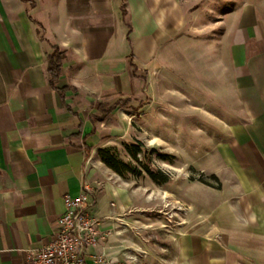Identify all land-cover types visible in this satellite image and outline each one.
<instances>
[{
    "label": "crops",
    "instance_id": "0c3cea01",
    "mask_svg": "<svg viewBox=\"0 0 264 264\" xmlns=\"http://www.w3.org/2000/svg\"><path fill=\"white\" fill-rule=\"evenodd\" d=\"M227 4L0 0V264H24L28 250L45 245L66 210L64 196L77 197L84 183L102 220L87 264L96 256L129 264L118 244L121 189L99 190L88 161L97 166L100 149L131 135L136 111L143 122L152 116L181 52L202 54L204 85L236 120L224 124L232 137L211 169L221 187L204 198L202 221L195 223L188 194L193 208L182 233L145 244L134 264H264V0H235L229 12ZM211 11L223 26L218 39ZM199 21L201 46L195 36L184 46ZM54 47L64 57L52 84Z\"/></svg>",
    "mask_w": 264,
    "mask_h": 264
},
{
    "label": "rangeland",
    "instance_id": "374dc122",
    "mask_svg": "<svg viewBox=\"0 0 264 264\" xmlns=\"http://www.w3.org/2000/svg\"><path fill=\"white\" fill-rule=\"evenodd\" d=\"M226 1L229 12L235 0ZM210 13L212 37H217L223 26L219 27L214 21L217 16L213 11ZM202 34L199 21L194 28H188L191 38L182 44L195 45L192 40L195 36L200 40L196 45L201 46ZM166 73L167 86L158 93L152 116L143 122L144 118L136 111L131 135L106 147L130 168L118 173L102 161L99 153L97 166L88 161V172L93 171L98 177L99 190L107 183L121 189L119 204L124 208L118 217L122 231L118 244L122 248L121 256L129 264L138 263L146 255L145 244H165L170 235L182 233L193 208L187 203L188 194L195 197L192 209H195V223L202 221L204 198L211 199V192L221 187L217 172L211 169L217 167L220 143L232 137L231 129H225L224 124L236 120L227 118L224 103L204 85L201 53H179L178 69H168ZM233 156L229 152L227 158ZM234 170L230 173L226 170L224 175L232 176ZM151 173L157 177H151ZM161 173L166 177L165 182L159 176Z\"/></svg>",
    "mask_w": 264,
    "mask_h": 264
},
{
    "label": "built area",
    "instance_id": "2783aa9c",
    "mask_svg": "<svg viewBox=\"0 0 264 264\" xmlns=\"http://www.w3.org/2000/svg\"><path fill=\"white\" fill-rule=\"evenodd\" d=\"M94 195L86 183L77 197L65 195L66 210L59 216L50 240L39 249L28 250L24 264H87V249L102 238V220L91 212ZM104 263L102 256L95 257V264Z\"/></svg>",
    "mask_w": 264,
    "mask_h": 264
},
{
    "label": "trees",
    "instance_id": "16d2710c",
    "mask_svg": "<svg viewBox=\"0 0 264 264\" xmlns=\"http://www.w3.org/2000/svg\"><path fill=\"white\" fill-rule=\"evenodd\" d=\"M123 9H124V14H125V7H123ZM63 57H64V53H62L58 47H54L53 52L50 53L48 56V73L50 74V77H51L50 82L52 84L56 79H58L60 77L61 61H62ZM139 145H137V146H139ZM132 153L135 156L136 153L135 152H132ZM99 155H100L102 161L107 166H109L110 168H112L114 171H116L118 173H122L123 168H127V169L130 168V166L128 164H126L123 161L115 158L111 154L110 149H107V148L100 149ZM150 175L153 178L157 177V175H154L152 173ZM159 176L162 178L163 182L166 181V177H163L162 173Z\"/></svg>",
    "mask_w": 264,
    "mask_h": 264
}]
</instances>
